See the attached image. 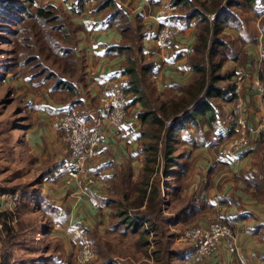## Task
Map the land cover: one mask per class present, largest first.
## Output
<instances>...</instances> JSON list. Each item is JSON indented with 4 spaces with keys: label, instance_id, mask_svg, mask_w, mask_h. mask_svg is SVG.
Listing matches in <instances>:
<instances>
[{
    "label": "trees",
    "instance_id": "trees-1",
    "mask_svg": "<svg viewBox=\"0 0 264 264\" xmlns=\"http://www.w3.org/2000/svg\"><path fill=\"white\" fill-rule=\"evenodd\" d=\"M32 1L5 0L9 6L17 7L19 15H22L23 19H32L40 31H47L45 38H42L45 42L44 49L40 50L44 52L39 56L35 54V57L38 60L41 56L44 57L47 63L50 62L54 71L66 76L64 80H61L62 82L57 80L54 84H50V90L58 92L62 102L70 99L72 102H68L69 105L75 108L79 107L81 105L80 93L82 90L87 91V85L84 84L85 70L83 72V65H79L81 59L73 42V32L75 33L78 27L73 25L69 18H67L68 22L59 18L53 4L38 6L37 9L35 8L36 13L31 15L30 12H27L25 3ZM78 3L77 12L81 13L84 4L90 3L91 11L99 12L106 17V25L114 28L121 35L120 44L114 49L108 50V53L114 51L125 56L126 61L122 69V74L126 77L124 92L132 97L130 106L137 108L134 113L138 123L136 141L138 152L142 158V166L138 175L135 176L129 168L115 170L109 177L108 197L97 200L101 207L110 208L109 237L112 236V240L110 238L109 241L99 242L95 239L96 235L87 232L96 254V258L90 264H118L116 263L117 258L126 260L119 264H145L144 260H150L151 256L156 261L166 258L167 264H179V262L185 261L192 251V247L175 245L172 240L175 234L174 231H169L170 226L174 230L181 226L188 229L194 224L191 222L192 219L207 215L205 213L213 211L214 206L209 201L197 203L193 197L188 200L190 195L186 190L188 178L192 172L193 160H189L185 151H181V153L179 151V154H176V147L173 146L172 140L175 134L180 132L178 137L182 141L183 149L187 144L186 139L190 132L196 138L201 135L203 127H206L210 132L216 121V107L212 100L217 99L222 103L232 102L234 86L232 80L235 71L231 69L223 72L222 67L229 61H233L231 63L243 62L246 59V50L243 49L244 42L240 41V45L237 46L233 37L226 34V30L239 31L242 28V22L233 9L246 8L254 11L255 14L262 15L264 2L260 0H171V3L178 7L176 15L172 18V23L173 21L175 23L176 21H186V24L192 22L195 28V40L187 56V65L192 72V77L187 84L171 85L169 94L158 93V87L153 83V79L151 81V77L154 76V63L146 61L142 45L145 36L142 16L132 18L114 0H78ZM148 5L153 7L157 5V1L149 0ZM50 32L55 34L51 35ZM262 63H264L263 55ZM62 64H65L66 68L61 69ZM63 70H67L69 75H65ZM55 74V72H51L48 79L55 78ZM259 77L260 79L264 78V67L260 69ZM36 85L39 87L42 84ZM162 95L166 96L162 98ZM77 113L80 115L78 111ZM168 121L172 122L169 126L166 124ZM235 134L233 126L226 136L219 138L217 144L233 138ZM159 144L165 150L166 177H170V181L172 175L169 172L174 173L178 166L191 162L188 176L186 177L185 174L183 177L184 184L176 186L173 194L167 193L165 202L160 187L143 178V175L150 171L151 163L145 157V152L156 151ZM256 145V147L240 154L241 157L247 154L252 155V168L254 169L245 179L243 190L257 203L264 205V133L261 134ZM171 151L172 156L170 155ZM218 165L222 164L218 163ZM52 167H57L60 170L62 161ZM172 167L175 170H169ZM185 168L181 167L183 173H185ZM37 170L35 169L34 174L37 180L39 178L41 185L42 179L51 169L49 172L43 173H37ZM211 177L208 175L207 181ZM32 192L26 193L16 186L9 187L7 191L0 188V196L7 195L14 198L17 195L18 197L13 208L0 212V216L16 219L17 214L22 217L21 214L27 212L26 214L31 218L26 220L23 228L34 233L32 237L34 241H42L52 234V215L55 213V208L49 204L47 215H42L40 219L39 214L33 216L37 210H32V205H39V202H35L33 197L38 196L49 201V196L42 193L41 190L38 191V194L34 190ZM216 201V205L229 206L232 203L238 206V202L231 196L218 195ZM21 206L27 208L25 212H21ZM236 217L231 220L230 218L226 219L225 222L232 226V220ZM166 230L169 231L165 237L166 242L156 241L151 244L146 239L150 233L163 236ZM128 234H139V237L132 242H125L124 239ZM151 245L154 248L152 247V254L149 256L146 249H149L148 247ZM48 249L49 247L45 253ZM54 252L52 250V254L44 253L43 256L30 258L26 264H58L53 259ZM0 258L1 264H12L11 257L1 254Z\"/></svg>",
    "mask_w": 264,
    "mask_h": 264
},
{
    "label": "crops",
    "instance_id": "crops-1",
    "mask_svg": "<svg viewBox=\"0 0 264 264\" xmlns=\"http://www.w3.org/2000/svg\"><path fill=\"white\" fill-rule=\"evenodd\" d=\"M155 1H157V5L153 7L148 5L149 0H127L129 4L127 9L119 4L118 6L125 12H132L133 17H143L145 36L142 45L146 61L154 63L153 80L157 82L155 85L159 89H164L170 88L174 84H187L192 77V72L187 65L189 52L178 54L170 66H164L162 53L155 48L153 43L155 28L149 21V16L156 12L162 3V0ZM77 4L75 10H68L67 5L61 4L60 6L69 17L70 22L78 27L75 33L73 32V42L86 73L87 91H81V105L74 109L89 121L99 111V98L109 80L115 75H121L125 84L126 77L122 74V69L126 60L121 53L114 51L108 53V50L114 49L120 44L121 35L114 28L106 25L107 18L99 12L93 13L90 3L84 4L83 11L79 13L77 12L79 3ZM55 5L57 6V3ZM244 13L245 15L241 18L242 28L233 33L236 39H240L245 44L246 60L244 64L231 63V69L241 71L244 75L242 87L247 121L255 123L261 111L260 99L262 95L257 92L256 84H259V71L264 67L262 61L258 64V61L262 60L260 54L264 57V42L261 41L259 28L255 26L252 11L248 10ZM172 24L181 32L180 43L183 42L184 47L190 46L191 48L195 40L194 24L192 22L186 24V21H176V23L173 21ZM260 81L264 87V78ZM32 92L34 93V91ZM26 99V103L30 104L28 107L30 116L25 129V139L27 138L29 147L36 154L34 155L37 158V173L49 172L51 169L42 179L40 190L49 196V201L55 208V213L52 215V234L58 236L62 246L56 250V254H58L55 260L58 264H73L72 258L74 259V253L77 252L74 229L84 233L87 239H89L87 232L94 235L103 232L101 235L104 238L103 241H109L110 238L107 239V234L111 223L110 208L100 205L99 208L92 207L84 195H76L73 198L72 193L76 190V184L66 182L62 168L59 170L57 167H52L60 163L67 153L64 132L53 123L52 117L70 103L62 102L60 94L52 92L46 85H41L39 94H28ZM131 108L132 110L126 114L123 123L118 127L105 125L101 128L98 144L99 156L87 164L90 173L97 181L96 185L89 187L90 192L95 195L97 200L108 197L109 177L115 170L129 168L135 176L141 170L142 158L138 152L136 141L138 123L134 114L137 108ZM232 121L229 109L227 114L219 116L210 132L206 134V130L203 129V134L198 137V140H194L195 137L190 132L186 139L187 144L183 147L188 158L193 160L187 193L190 196L193 194L194 201L197 203L209 201L214 206L213 210L221 208L218 213L206 216V218L217 215L215 217L222 220L229 218L231 220L236 216L239 217L232 220L231 226L236 234L235 252L228 254L221 247L216 255L200 264H264V205L257 203L243 190L245 179L254 169L252 168V155L241 157L240 153L252 148L241 151L236 157L223 158L220 151L228 140L223 141L220 146L217 144L219 138L226 136L232 129ZM261 133L251 136L250 143L256 140V137ZM194 142H200V144L194 145ZM218 163L222 165H218ZM208 175L212 176L209 181H207ZM218 195L233 197L238 202V206L232 203L229 206H216ZM8 197L10 196H0V212L12 208L13 204L9 203ZM17 199L16 195L12 200ZM203 217L192 219L191 222H194L193 225H197ZM184 229L181 226L175 228V231L182 232ZM174 241V244L179 247H189L184 243H178L176 239ZM90 244L92 245L91 241ZM188 257L189 255L184 262H179V264H194ZM116 263L119 264V262Z\"/></svg>",
    "mask_w": 264,
    "mask_h": 264
},
{
    "label": "rangeland",
    "instance_id": "rangeland-1",
    "mask_svg": "<svg viewBox=\"0 0 264 264\" xmlns=\"http://www.w3.org/2000/svg\"><path fill=\"white\" fill-rule=\"evenodd\" d=\"M70 1L74 2V0H33L32 2H28L25 4L27 7V12H30L31 15L36 13L35 8L37 9L38 6L53 4L55 8V13L59 16V18H63L66 22H68L67 18L69 17H67L60 5L62 4L65 6L67 2ZM55 3H57V6L55 5ZM124 3L129 6L127 0H125ZM233 10L238 15V18H240L241 20V18H243V15H245L244 11H248L249 9L235 8ZM127 12L132 16V12ZM252 13L254 14L253 20L255 26H257V28H259L260 30L259 34L262 37L261 41L264 42V14H255L254 11H252ZM23 18L24 17L22 15H19V10L17 9V7H15V5L9 6V3L5 2V0H0V188H3V190L7 191L9 187L16 186L26 193H33L32 191L34 190L36 194H38V191H40V180L39 178L37 180L34 174L35 169H37V159L35 156L36 154L33 152V149L29 147V144L26 140L27 138L25 139V129L28 125L30 116V113L28 112V107L30 106V104L26 103V96L28 94H39L41 86L38 87L36 84L46 85L48 86V88H50V84H54L57 80H60V82H62L61 80H64L66 76L62 75L56 70L54 71V69L50 65V62L47 63L44 57L41 56L39 60L36 59L35 54L36 56H39L44 52L40 50L44 49L45 42L42 40V38H45L47 31H40V28L37 27L36 22L34 20H25ZM226 32V34H230L233 37V39L235 40L234 43L239 46L241 40L236 39L234 34L238 31H231L227 29ZM50 34L52 35L55 33L50 32ZM181 45L184 46L183 42ZM188 47L190 52L191 48L190 46ZM243 49H245V44L243 46ZM260 56L262 57L261 54ZM245 60L243 62L238 61L234 63L244 64ZM261 61L262 60H259L258 64H260ZM231 62L233 61L227 62L222 67L223 72L231 70ZM79 65L81 66V63H79ZM60 68H66V65L62 64ZM82 70L84 72L83 68ZM63 71L65 75H69V72L67 70ZM51 72H55L56 74L54 76L56 77L48 79ZM153 78L154 77H151V81ZM258 82L259 84H261L260 78H258ZM153 83L157 84L156 80H153ZM84 84H87V82L85 81ZM158 89L157 92L160 94H169L170 92V88H160L159 90ZM32 91H34V93ZM261 95L264 99L263 94ZM165 96L162 95V98H164ZM70 101L71 100L69 99L66 102ZM212 103L215 104L216 107V121H218L219 116H224L228 113L230 109V118H232V123L234 126V121L237 117V113L234 108L235 99H232V102L230 103H222L217 99H213ZM131 110L132 108L128 112H130ZM81 117L85 120L83 115ZM91 121L92 119L90 118L89 122ZM241 121L245 124L247 128H254V126L257 125V120L255 123H249L247 121L246 108L244 112V117L241 118ZM168 122L166 123L167 125H169ZM215 122L213 123L212 128H214L216 124ZM203 128L206 130L205 133L207 134L209 131H207L206 127ZM263 133L264 132H262L261 134ZM179 134L181 133L179 132L178 134H175L172 140L173 146L176 147V154H179L181 153V151H184L181 146L182 141L178 137ZM201 134H203V131L201 132ZM261 134L260 136L256 137V140H253L250 143L249 148H254L257 141L260 140ZM237 136H239V134L236 133L233 138L228 139V142L236 139ZM194 140H198V138L195 137ZM194 144L198 143L194 142ZM221 144L222 143H220L219 146ZM164 152L165 150L160 144L157 147L156 151L152 150L145 152V157L147 158V160H150L151 163L149 165L150 171L146 175H143V178L160 187L161 195L162 198H164L163 201L165 202L167 200V193L173 194L174 188L176 186L184 184L185 179L183 177L185 174L186 177L188 176V173L190 172L191 162L184 163V165L180 167L178 166L177 170L174 173H172V171L169 172L172 175V179L170 181V177H166L167 169L165 167L164 162ZM68 154L69 151L67 148V153L65 157L68 156ZM170 155L172 156V151L170 152ZM181 167H186L185 173H183L184 171L181 169ZM172 168H169V170H175L174 167ZM191 197H193V194L188 197V200L191 199ZM11 198L12 197H8L9 203L11 202L14 206L17 200L13 201V198ZM33 198L35 202H39V205H32L31 207L32 210H37V212H35L33 216H37L39 214L40 219L42 215H47L46 211L49 209V204L51 203L49 201L39 198L38 196ZM22 202H25V200H22ZM26 209L27 208L25 206H21V212H25ZM7 210L9 209L2 210L1 212ZM220 210L221 208L218 210L214 209L213 211H208L205 213L207 215H205L204 217L212 215L214 213H218ZM26 213L27 212L22 213V217L18 216L17 214L16 219H12L11 217L8 218L6 216H0V256L2 254V256L7 255L11 257L12 264H21V262H23V264H26L28 263L27 261L30 260V258L43 256L46 249L49 247L48 251L45 254H52V250L55 251L53 256V259L55 260L58 254H56V250H59L62 247L60 245V240L58 239V236H53V234H51L49 238L45 237V239H43L42 241H34L32 239L34 233H30L28 230H25V228H23V225L26 220H29L31 218V216ZM163 213L168 214L166 212ZM49 218H51L50 215ZM219 220L225 222V220ZM192 227H194V225L189 226V228ZM186 229L187 228H185L184 230ZM169 231H174L175 235L174 238H172V240L174 241L176 234L180 231H175L171 228V226L169 228ZM169 231L166 230L163 236L161 234H159L158 236L152 235L150 233L146 239L150 243L156 241H158L159 243L166 242L167 239L165 237L167 236V234H169ZM99 235H96L97 237L95 239L101 242L104 240V238H102L101 236L103 235V232H101ZM109 235L110 234L108 232L107 239L111 238L112 240V236L109 237ZM70 236L72 238V235ZM137 237H139V234H128L126 235L124 241L132 242L134 240H137ZM61 241H63V238H61ZM152 247L154 248V246L151 245L148 247L149 249H146V253L148 250L149 256L152 254ZM76 253L77 252L74 253V259L72 258V262L74 261V264L76 263ZM166 260V258H163L161 260L156 261L151 256L150 260H144V263L167 264ZM122 261L126 260H118V258L116 260V262Z\"/></svg>",
    "mask_w": 264,
    "mask_h": 264
},
{
    "label": "built area",
    "instance_id": "built-area-1",
    "mask_svg": "<svg viewBox=\"0 0 264 264\" xmlns=\"http://www.w3.org/2000/svg\"><path fill=\"white\" fill-rule=\"evenodd\" d=\"M117 4L127 9V4L122 0H114ZM264 2V0H260ZM78 1L67 2L68 10H75ZM178 8L171 0H162L158 10L150 14L149 21L155 28L153 43L155 48L162 53L165 66H170L172 60L178 54L189 52V47L180 43V30L173 25L172 18ZM124 79L121 75H115L107 83L99 98V111L94 115L91 122L82 119L73 106L68 105L58 111L52 121L64 132V140L69 151L68 156L62 160V170L66 176V182L76 184V190L72 197L84 195L88 203L99 208L95 195L89 187L96 185L97 181L92 176L87 164L99 156V135L103 126L118 127L123 123L127 112L131 108L132 97L124 92ZM244 75L241 71H235L233 76L232 96L235 99L234 108L237 113L234 121V130L239 136L229 141L220 151L223 158L236 157L241 151L250 146L251 136L264 132V99H260L261 112L257 116V125L246 127L241 121L244 117L245 102L243 97ZM256 90L261 95L263 87L256 84ZM171 121L168 122L171 125ZM168 125V126H169ZM247 147V148H246ZM220 218L205 217L192 228L183 230L176 235L178 243H184L192 247L189 259L194 264H200L204 260L217 254L223 247L228 254H233L236 249V234L234 230ZM77 253L75 264H90L96 254L86 235L79 230H74Z\"/></svg>",
    "mask_w": 264,
    "mask_h": 264
}]
</instances>
